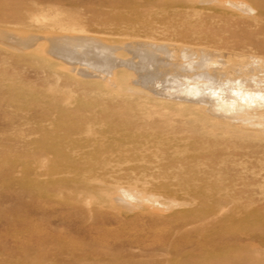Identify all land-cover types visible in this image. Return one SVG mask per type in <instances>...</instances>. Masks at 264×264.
I'll return each mask as SVG.
<instances>
[{
    "label": "rangeland",
    "instance_id": "374dc122",
    "mask_svg": "<svg viewBox=\"0 0 264 264\" xmlns=\"http://www.w3.org/2000/svg\"><path fill=\"white\" fill-rule=\"evenodd\" d=\"M217 1L0 0V264H264V139L207 114L182 134L148 113L183 100H112L85 64L119 57L132 78L157 46L185 77H264V0Z\"/></svg>",
    "mask_w": 264,
    "mask_h": 264
},
{
    "label": "bare ground",
    "instance_id": "6f19581e",
    "mask_svg": "<svg viewBox=\"0 0 264 264\" xmlns=\"http://www.w3.org/2000/svg\"><path fill=\"white\" fill-rule=\"evenodd\" d=\"M225 1H230V0H225ZM216 2L219 3L220 1L218 2L216 0ZM226 3H229V2H226ZM220 4H221V2H220ZM39 21H41V20H39ZM8 39L13 41V43H16L11 38H8ZM5 41H6V39H5ZM24 41L27 42V40H24ZM32 41H33V39H32ZM49 41H52V39L51 40L49 39ZM18 42H19V40H18ZM18 42H17V45L19 44ZM20 42H22V41H20ZM27 43H29V42H27ZM52 44H55V43H52ZM9 45H10V43H9ZM72 46H74V49L78 47L77 44H74ZM13 47H15V46H13ZM23 48L24 47H22V50H23ZM51 48H52V46H51ZM53 48H55V47H53ZM161 49H162V47L154 46V50L155 51L154 52L151 51V53H153V55H152L149 52V50H144V47H140L139 48V52H140L141 55L143 54L141 56V58H143L144 63L142 64V66L138 67L137 71L134 74V77H132V78H129V76L127 75V73H125V71H117L119 68L126 66V65H124L125 64L124 60L119 58V57L118 58L117 57L107 58L106 60H104L102 62L89 60L88 57H87L88 60H86L85 64L89 68H91L93 70H96L97 72H103L105 74L104 78H102V79L100 77L99 78L101 80H104V86L106 88H108L107 90H109V94H110L112 100H114L113 99L114 96H117V97L120 96L121 97V95H126L127 93H130V92L133 93V91H132L133 89H131L129 87V86H131L130 84L138 85V87H137L138 88V94H139V92H141V93L142 92H147V93H145V95H148V94L152 93L153 95H157V96H168L169 98H176V99L183 100L184 102L181 103V104H169V105L167 104V105L153 106V107L150 108L151 112L148 113L149 120L152 119V117L150 115L154 114V116H156L157 118L158 117L159 118H166L169 121L170 120L171 121H176L177 122L176 124H178V127L176 128V130L178 129L179 131L182 132V134H183V132H190V131H193V130L195 132L196 127H198V126H196V124H195L196 122L195 121L197 120L200 123L201 122L202 123H206L208 118L205 115L207 114L208 116L210 115V116H213L214 118L215 117L218 118L219 120L215 118L216 120H215L214 124L217 125L216 121L218 120V123H219L218 127H220V130H221L220 132L223 131L226 134H229L230 137L232 136L233 138L244 140L248 136L249 137L251 136V138L252 137L257 138L258 135H259L260 139L261 138L264 139V77L257 76V75L255 76L254 74H251L249 72L248 68H247L248 65L246 66V64H245V66H246L245 68L243 66L241 68H238L239 66L237 67V65H236L237 68L235 66H234L235 68H233V69L231 68L232 70H231V73L229 72L230 73L229 76L227 75L228 72L224 71L225 73H227L226 75H224V72H216L215 74H212L211 72H209L205 68V71H203V72H199V69H198L199 73H194L193 74L191 72L193 74L192 75L193 78H191V76H190V78L189 77H185V75L183 74L184 72L182 73L183 75H181V70L179 71L180 73H178V70L174 71L178 67L177 64H174L172 61L171 62H167L165 60V58H164V60L166 62H164V60L162 61V60H159V59L156 58L155 53L159 52V50H161ZM54 50L55 49H53L52 52ZM165 50L166 49H164V52H165ZM35 51H37L36 48L30 49V51H26V52H28V53L31 52L32 55H33L34 54L33 52H35ZM182 51H186V50H181V52H180L181 54L180 55H182L184 53V52L182 53ZM196 51H197V49H196ZM202 51H197L196 52V54L201 55V58H203V56H204V50H202ZM217 52L221 53V51H217ZM37 53L38 52H36V54ZM53 53H55V51ZM59 53L61 54L60 56L62 58H63V56H64V58L67 55L69 56V53H61V52H59ZM168 53L171 54L170 49H169ZM207 53H208V51H207ZM212 54H213V52H212ZM171 55L173 56V54H171ZM213 55H215V53ZM216 56H217V54H216ZM35 57L37 58V56H33V58H35ZM211 58H212V56H211ZM78 59L79 58H77V60ZM172 59H174V58H172ZM212 59H214V58H212ZM247 59H245V61H247ZM204 60H206V59H204ZM241 60H244L243 57H242ZM72 61H73V58H72ZM208 61L212 62L213 60L212 61L208 60ZM215 61H218V60L216 59ZM224 61H226V60H224ZM201 62H203V61H201ZM42 63H45V62H42ZM150 63H151L152 67L149 69ZM184 64H183V66H184ZM215 64L216 65L218 64L217 66H219V63L215 62ZM227 64L230 65L228 62L226 63V65ZM249 64H250V62H249ZM207 65H212V64L211 63L210 64H206L205 67H208ZM169 68H170V71H167V69H169ZM171 69H173V70H171ZM215 69H217V68H214V70ZM223 69H225V68H223ZM120 70H123V69L121 68ZM210 70H211V68H210ZM221 71H223V70H221ZM228 71H230V70H228ZM196 72H197V70H196ZM212 72H213V70H212ZM95 75H97V74H95ZM83 76H85V75H83ZM161 76H162V78H161ZM179 76H184L185 78L180 79ZM190 79L193 80V83H191L192 80L188 81ZM159 83H164V84L167 83L171 89H176L177 92H175L173 90H172L173 93L171 91H170V93L169 92H165V90L167 88L165 90H161L164 87H162L161 89L159 88L161 91L157 92L158 90L156 89V87H157V85H159ZM168 85L166 87H168ZM135 91L136 90H134V93L136 94L137 92H135ZM104 94H106V96L108 98L110 97V96H108L107 93H104ZM142 95H143V93H142ZM145 95H143V96H145ZM103 97H104V95H103ZM104 101L105 100H103V102ZM196 106H199V107H196ZM106 109H108V108H106ZM141 109H144V108L142 107ZM129 110L127 109V113H129L128 112ZM194 115L198 117L196 119L194 118L195 121H193V119H192V116L194 117ZM198 122H197V124H198ZM207 125H205V126L207 127ZM247 126H249V127H247ZM201 128H202V125H201ZM211 128H213V127H211ZM202 129H204V128H202ZM207 129H209V128H207ZM215 129L216 128H214V130ZM216 131H217V129H216ZM197 132H199V130ZM204 132H206V131H204ZM223 132H222V137H223ZM208 133H206V136H208V138H209L210 135H207ZM212 134H211V136H212ZM218 134H219V132H218ZM202 135L205 136L204 133ZM217 137H219V136H217ZM204 139H205V137H204ZM254 176L257 177L256 174ZM117 188H119V187H117ZM117 192H118V194H120L118 196L122 197V200L125 198V196L128 197L127 199H129V197H132L131 193H129L126 190L120 189V190H118L116 192H114L112 190V192L108 193L109 195L111 194V196L113 194L112 199L110 198V201H115V202L119 201V203H120V201H122L120 197H118V196H117V198L114 197V196H116L115 194ZM137 196H138V193H137ZM141 197H142V195H141ZM141 197H140V199H141ZM132 199H135V197H133ZM108 201H109V199H108ZM130 204H129V207H127V208L129 210L130 209H134V206H133L134 203L132 205H130ZM134 205H136V202H135ZM136 206H138V205H136Z\"/></svg>",
    "mask_w": 264,
    "mask_h": 264
}]
</instances>
